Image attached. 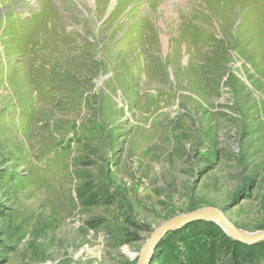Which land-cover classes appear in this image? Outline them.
<instances>
[{
	"label": "rangeland",
	"instance_id": "1",
	"mask_svg": "<svg viewBox=\"0 0 264 264\" xmlns=\"http://www.w3.org/2000/svg\"><path fill=\"white\" fill-rule=\"evenodd\" d=\"M203 207L264 230V0H0V264H136Z\"/></svg>",
	"mask_w": 264,
	"mask_h": 264
},
{
	"label": "trees",
	"instance_id": "2",
	"mask_svg": "<svg viewBox=\"0 0 264 264\" xmlns=\"http://www.w3.org/2000/svg\"><path fill=\"white\" fill-rule=\"evenodd\" d=\"M96 194H100L103 198L110 196L106 192ZM95 199L94 195L86 197L87 201ZM195 226L213 228L211 240L205 242L203 235L193 232ZM167 234L174 236L178 242L184 244L186 254L183 259L185 263H180L178 256L170 255V261L163 264H264V241L250 245L244 244L231 239L211 222L196 221ZM162 241L159 242L158 247L161 246Z\"/></svg>",
	"mask_w": 264,
	"mask_h": 264
},
{
	"label": "water",
	"instance_id": "3",
	"mask_svg": "<svg viewBox=\"0 0 264 264\" xmlns=\"http://www.w3.org/2000/svg\"><path fill=\"white\" fill-rule=\"evenodd\" d=\"M207 221L218 225L228 237L244 244L264 241V230L246 233L236 228L218 208L203 207L174 216L156 227L144 242L136 264H147L158 242L170 231L177 230L193 221Z\"/></svg>",
	"mask_w": 264,
	"mask_h": 264
},
{
	"label": "bare ground",
	"instance_id": "4",
	"mask_svg": "<svg viewBox=\"0 0 264 264\" xmlns=\"http://www.w3.org/2000/svg\"><path fill=\"white\" fill-rule=\"evenodd\" d=\"M165 4H167V3H165ZM51 11V10H50ZM49 15V14H48ZM24 17V16H23ZM21 21H22V19H21ZM21 21H20V23H21ZM15 36V35H14Z\"/></svg>",
	"mask_w": 264,
	"mask_h": 264
}]
</instances>
